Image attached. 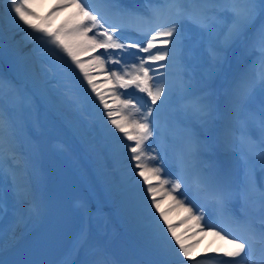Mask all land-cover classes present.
I'll return each mask as SVG.
<instances>
[{
    "label": "snow or ice",
    "instance_id": "1",
    "mask_svg": "<svg viewBox=\"0 0 264 264\" xmlns=\"http://www.w3.org/2000/svg\"><path fill=\"white\" fill-rule=\"evenodd\" d=\"M112 2V0H109ZM165 3L175 5V19L166 23L157 24L154 30L150 29L146 35L148 38L141 43L125 44L121 43L115 33L118 30L116 25H110L105 28L108 23L107 19L101 15L96 8L93 7L92 0H58L54 6L56 12L63 11L68 8H75V14L65 23L58 31H51L45 24L33 23L31 18L39 19L38 13L32 10V0H4L7 10L13 14V18L19 19L28 28L34 32L42 33L43 37L50 38V43L55 45L61 53L71 59V63L79 69L83 74V78L87 84L91 86V91L96 94L100 104L103 105L104 115L107 122L113 128L109 129L112 135L122 133V136L116 138L121 141L124 148L130 153V160L134 161L132 171L138 178L137 183L147 185L145 191V203L148 205V211L155 221L154 231L157 238L164 243L170 245L179 261V264H189L190 258L192 264H208V257L205 260H199L192 257L190 246H186L181 236L177 235L175 227L168 222L164 212H159L156 216L153 208L157 211L160 208V202L156 199L158 192L164 185L171 183L170 190H165L166 194L172 196L176 203L184 206L182 200H177L173 195L179 192L182 186L187 190V185H182L181 180L170 182L161 179L162 169L160 167L151 166L149 161H155L157 157L150 155L145 150V144L159 130V125L155 123L153 117L154 111L159 112L158 101L166 102L172 94L171 87L166 88L167 77L159 73V68H168L172 61L177 58L178 52H183L185 36L181 27L183 22H188L201 29L202 31L211 32L214 25H217L223 19L224 13H227L231 19L228 21L227 30L221 35L226 41H238L242 38L246 39L249 27L252 25L258 15H264V0H220L218 4H210L209 0H165ZM187 3L190 7H182ZM55 14V13H53ZM157 18H159L157 14ZM101 29H103L101 31ZM91 33V35H90ZM253 52L259 54V73L256 81L247 84L244 89L245 98L251 97L257 87H264V27L260 28L256 36L250 43ZM129 48L137 49L139 53L145 55H137L136 63L125 66L118 58L120 53L115 56L109 50H126ZM100 49L105 51L100 55L92 56L90 61H82L79 58L80 53H95ZM155 50V51H153ZM222 48H212L211 52L219 60ZM161 61H169L168 64H161ZM105 64L120 65V70H112L108 73L110 79L114 81L118 89L127 90L134 89L132 93L116 92L117 108H110L104 95H101L93 83L92 76L89 72V65L103 69ZM239 87V84H238ZM113 91H116L115 89ZM136 93L145 94L139 97ZM147 101H150L148 103ZM206 105L203 100L197 102L196 109L202 111ZM150 118H153L150 120ZM262 137L259 140L261 162L264 164V114L261 115ZM114 129V130H113ZM131 142V143H128ZM153 180L158 181L154 184ZM211 183L219 185L220 181L217 177L210 178ZM254 176L249 175V185L251 186ZM201 188H207L208 184L198 182ZM264 196V189H261ZM150 196L151 199H147ZM213 199L220 206H224V198L222 195H214ZM186 211L190 213L188 219L196 222V227L201 231H211L213 235L221 240H227L233 245L231 250L223 252L224 257L237 258L245 253L246 249L251 252L252 241L242 236H236L231 232L228 235H222L226 229L221 228L215 231L218 225L209 223L207 229L201 226L204 219V212L201 208L199 214L193 211L192 207H187ZM161 220L163 223H161ZM170 234V235H169ZM232 236V239H228ZM174 240V244L172 241ZM216 253H220V249H215ZM100 264H104L103 261ZM220 264H234L233 260L220 261ZM238 264V262H237Z\"/></svg>",
    "mask_w": 264,
    "mask_h": 264
},
{
    "label": "bare ground",
    "instance_id": "2",
    "mask_svg": "<svg viewBox=\"0 0 264 264\" xmlns=\"http://www.w3.org/2000/svg\"><path fill=\"white\" fill-rule=\"evenodd\" d=\"M57 3L58 0H32L31 6L37 9L39 12L48 11L49 14L46 19L52 23L54 22L55 26H63L75 14L77 9L73 7L57 13L56 10H51L52 7L55 9L54 6ZM33 35V30L28 28L26 25H23V22L19 21L18 17L14 19L13 14L7 10L4 0H0V128L2 129L3 134L8 136L14 135L21 137L25 135L23 133L25 119L23 115L22 99H20L15 94L12 95L11 93L6 92V90H11L14 88V86L7 87V85L5 86L2 84L3 81L8 79H12L18 83L17 87L21 89V91L23 88H29L35 97L34 100L39 102V106L43 105L49 108L60 118L65 117L61 113H66L69 119L78 120L74 110L71 109V107L68 108L58 104L56 101H51L50 95L58 90L56 88H58L57 86L60 87V82L57 78L45 73L42 70L43 67L38 61V56L40 53L39 46L36 38ZM229 43L230 42L226 41L225 38L221 44H217L211 40L210 46L208 47L210 48L209 53L212 54V48H218L220 45L225 46ZM81 54H90L91 56H94L93 53H80V55ZM210 61L215 64H221L223 62L221 59L217 60L216 56H214V59L210 58ZM101 71V68L93 66H91L89 69L93 80L99 75H102L100 74ZM36 77H38V79H36ZM94 82L95 81H93V83ZM103 87L97 86L96 90L99 92L101 88L103 89ZM107 89L109 94L106 95L103 93V91H101L100 94L105 96L110 108H116L115 106L118 104V101L115 100L109 84L107 85ZM90 97L93 102L92 110L95 108L97 110L94 114L101 116L100 123L102 127L105 129L107 134L112 135L109 129H112L113 126L107 122V117L103 114V105L100 104L95 93L90 95ZM25 109L30 111L29 106H26ZM102 120L105 121L104 124H102ZM69 153L73 154L74 152L69 151ZM78 165L79 166L76 167L83 175H85V171L87 176H91L92 178L97 177L95 173H99V171L96 167H94L95 170L92 171L90 167L85 165L83 171V169L80 167L83 164L78 162ZM23 171L24 168L20 169L18 171L19 174L17 175V182H19L21 186L25 185L22 183L23 177L21 174ZM136 179L141 178L137 177ZM98 181L99 188L103 192L102 198L100 195L98 196V204L105 206L106 208H110L107 210L113 212V215L111 216L118 225L114 231H105L102 228H97V233L99 236H107L103 243L105 245H109L113 238L124 237V232H126L129 236H132L130 230L135 229L137 225L138 229L143 235L144 231L141 230V218L136 216L141 221L139 223L137 219H134L133 216L135 215L132 212L129 215H125L118 210L119 207L117 206L116 195L121 188L117 185H111L112 179L108 176H103V178L99 177ZM24 190V198L26 197L32 199L41 193V185H38L36 182L30 186H27ZM107 191L108 196L106 197ZM159 194H162V197L160 200H158L160 202L159 209L164 210L163 212L166 214L168 222H172V220L177 219L185 221L184 225L176 226L175 231L177 235L181 236L184 243L191 241V244L189 245L191 252H194L196 255H201L208 252L209 250H213V253L215 254V249L219 248L220 253L223 254V252L228 251L227 249L231 248L232 244H229L227 240H221L219 237L213 235L210 232L201 231V228H198L199 230L196 229V222L194 220L188 219L189 213L184 207L179 206L173 197L167 195L162 189L157 195ZM100 199L102 201L105 199V201H101V203ZM88 216L90 220H93L92 215ZM18 217L19 215L10 214L9 217L5 219L4 222L8 227V232L0 237V249L9 245V242L12 243L14 239H16L24 231H27L30 227L36 226L39 223V220L36 218L34 219L28 210L26 211V214L20 216L19 218ZM14 220H17L16 224H12ZM19 221L21 222L19 226H17ZM103 222H106V220ZM161 222L163 223L162 220ZM144 227H150V222H147ZM150 241V244L141 247L142 253L147 251L151 255L156 254L155 256L151 257L164 259L166 262H169V260L173 259V257H169L168 250L162 246L157 238ZM172 243H174V240ZM110 250L111 254L116 257H120L123 254V251L119 248ZM207 254L212 253L208 252Z\"/></svg>",
    "mask_w": 264,
    "mask_h": 264
},
{
    "label": "rangeland",
    "instance_id": "3",
    "mask_svg": "<svg viewBox=\"0 0 264 264\" xmlns=\"http://www.w3.org/2000/svg\"><path fill=\"white\" fill-rule=\"evenodd\" d=\"M33 20V23H36V24H45L47 27L49 26V24H47L44 20H41L42 18H39V19H36V18H31ZM33 34L35 35H40L42 33H38V32H34L33 31Z\"/></svg>",
    "mask_w": 264,
    "mask_h": 264
}]
</instances>
